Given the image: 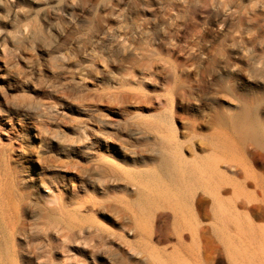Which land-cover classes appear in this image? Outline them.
<instances>
[{
    "label": "rangeland",
    "instance_id": "rangeland-1",
    "mask_svg": "<svg viewBox=\"0 0 264 264\" xmlns=\"http://www.w3.org/2000/svg\"><path fill=\"white\" fill-rule=\"evenodd\" d=\"M4 3L0 13L6 15L7 7L11 13L8 20L6 16L0 19V45H5L0 50L8 49L13 58L17 56L18 65L5 70L3 84L1 80L0 83L7 86L14 101L35 95L42 99L45 107L38 112L48 125L38 124V119H26L23 112H14L22 123L13 124L0 112V160L7 175L0 176V189L8 187L16 191L11 200L13 209L0 207V219L4 210L2 216L16 215V221L19 220L16 226H23L13 236L0 231V254H4V259L14 256L16 259L19 255L25 261L23 264H48L51 257L54 264H67L68 259L74 258L76 264H84L82 259L93 246L98 257L96 263L103 264L108 257L109 242L113 238L117 240L116 235L121 233L134 246L135 251L129 253L139 258L140 264H155L143 249L137 230L122 231L113 223L118 220L119 212L123 213L124 223L133 228L128 217L134 210L128 195L135 189L133 173L115 171L105 178L106 190L101 189L104 184L98 177L101 161L76 138L95 134L97 120L126 122L131 125L128 132L136 133L132 138L125 135L121 142L115 140L114 146L124 147L129 158L138 159L134 165L128 162L124 167L128 171L136 167L157 174L153 163L156 159L146 160L148 164H144L143 157L137 154L150 153L147 148L151 145L145 147L143 143L145 139L151 143L152 133L138 138L142 125L138 128L136 122L152 116L162 118L169 109L177 111V87L183 82L187 99L180 102L181 108L174 118L183 155L190 159L189 149L193 147L199 158L214 164L218 171L227 166L235 170L239 181L246 179L254 184L257 178L264 180V0H206L205 4L201 0H4ZM13 35L23 37V41L17 45L8 38L2 40ZM6 58L0 51V65ZM179 62L185 63L188 77L180 76ZM213 69L217 70L215 74L207 76ZM202 70L206 71L203 82L200 81ZM130 71L133 73L127 75ZM36 82L41 84L43 92L34 93ZM115 92L127 97L124 100L111 96ZM136 99L141 100L140 106ZM243 111L250 129L239 136L232 131L229 120ZM214 115L218 120H212ZM19 126L22 131H16ZM211 150L215 153L208 159ZM252 156L259 161L251 159ZM243 167L249 170L245 172ZM14 171L17 179L13 182ZM141 179L146 185L147 178L141 176ZM116 182L125 184L126 188H115ZM259 186L256 184L244 192L243 199L249 201L245 208L237 206L240 243L238 247L234 244L227 254L224 233L215 230L220 224L216 212L208 208V219H203L205 235L210 240L204 253L205 264H264V219L257 218L256 210L248 215L251 223L244 215L248 208L264 207V190ZM109 187L112 189L107 190ZM51 191L70 202V209L79 210L78 220L74 222L82 226L84 234L79 236L87 238L86 244L79 238L59 241L52 236L50 252L37 249L46 242L39 217ZM91 195L94 201L90 203ZM157 212L152 234L156 248L166 252L177 248L179 233L184 243L190 244L188 232H180L176 226L177 232L168 228L172 236L166 241L165 227L159 230L163 211ZM2 225L1 219L0 230ZM73 230L78 234V228ZM211 243L218 245L219 250L210 248ZM4 259L2 263L7 264L8 260Z\"/></svg>",
    "mask_w": 264,
    "mask_h": 264
},
{
    "label": "bare ground",
    "instance_id": "bare-ground-1",
    "mask_svg": "<svg viewBox=\"0 0 264 264\" xmlns=\"http://www.w3.org/2000/svg\"><path fill=\"white\" fill-rule=\"evenodd\" d=\"M201 1H203L204 4L206 2V0H201ZM4 5H5L4 0H0V6L4 7ZM4 12L6 13V15L0 13V19L3 20L4 17L6 16V20H8V16L11 13L10 8L8 7L5 8ZM13 13H16V12H13ZM0 33H1V29H0ZM5 38H8L9 42L11 41L12 43L17 44V45L21 41H23V37L19 35L5 36L2 38V40L4 41ZM0 46L3 47L5 45L3 43V45H0ZM0 51L2 55L4 54L7 57L4 61L1 62V65H0V80L2 83L4 81L3 72L5 70H9V68L11 67H15L16 65H18V62L15 61L17 56H14L13 58V54L10 53L8 49H1ZM227 60L228 58L226 57L225 62H227ZM184 67H186L185 63L181 64L179 62L177 64V68H178V71L180 72V76L183 74H186L185 72H187V70ZM215 71L217 70L213 69L210 73L206 75L210 76L212 75L211 73H214ZM130 73L131 71L127 75H130ZM205 73L206 71L204 70L200 72V77H201L200 81L202 82L204 81ZM196 81H197V78H196ZM2 84L0 85V112L4 114L3 116L6 119H8L13 124L20 123L21 125L22 121L16 118V116L14 115V112H23V115L26 117V119L28 120L38 119V122H39L38 124H41L45 127L48 126L47 124L46 125L44 124L43 119L40 118V115H39L40 112H38L40 109L45 107V103L44 101H42V99H39L37 95H35L32 97L24 96L25 98H23L22 101L20 100L14 101L10 98L12 94H10L9 89L6 88L7 86L5 87ZM37 84L35 88L33 86V89L35 90L34 91L35 94L39 92H43V88L41 87V84H38V85ZM111 94H110L111 96H114V97L119 96L120 98H123V99L127 97L123 95L122 93L120 94L117 92L111 93ZM187 94H188V91H187L185 83L183 82L182 85H179L177 87L176 95L179 99V103L177 104V111L174 112L172 111V109L171 110L169 109L168 115H165L164 117L161 115L162 118L161 117L154 118L155 120L160 119V122H158L157 120L156 122L153 119V117L155 116L150 117V119L146 118V120L144 119V120H141L140 122L138 120V122H136V125L138 128L141 127L142 125V130H140L141 132H139L140 137L138 138L148 137L149 136L148 134L152 133L151 141H150L151 143L148 142V139H145L146 143H143L145 147H147L148 145L152 146V147L149 146L150 148H147L148 150H150V153L144 154V152L142 151L140 153L137 152V154L138 156L143 157L144 161L142 162L144 164H148L146 163L147 162L146 160L151 161V160L156 159L155 162H153L155 164L154 167L160 174L158 173L154 174V172H150V171H141V170H138L136 167H134L132 171H128L124 167L128 164V162H131V164L134 165L136 163V160L138 159V158L135 159L134 157L129 158L127 156L128 154H126L124 151V147L120 146V148H117L114 146L116 145L115 140L116 142L117 141L121 142L122 139L124 140V138H126L125 135L128 136L129 138H132V136L136 133V132L135 133L128 132L130 129L129 126L131 125H128L126 122L112 121V120H109L106 122L102 120H97L98 123H95L97 124L95 127L96 128L95 134H93L92 136L89 135L90 137L86 135V138H82L81 136H78L76 138L77 141L82 142L84 149H87L95 153L97 156V159L101 161V164L99 167L100 170L98 171V177L101 180L100 183L101 184L104 183L101 186V189H105L107 187V185L105 184L107 180L105 178L110 176L111 173L115 171L116 173H122V174L133 173V176L135 177L134 179L135 189L131 190L128 194L130 196L129 199H131V203L134 208V210L130 212V215H128L129 219L131 220V224L133 228H131L129 224L124 223L123 213H119V212L116 213L117 211L115 213L118 215L117 217L118 220L113 223L117 224L122 231H125V230H128V231L135 230L136 231L137 230V233L139 232V237L141 239V242L143 243V249L151 257L152 261L155 264H205L206 263L204 253L208 249L207 240L208 241L210 240L209 238L207 239L205 235L207 230H205L206 228L203 227L204 226L203 219L204 218L208 219V208L209 207L211 208V211L216 212L215 213L216 217L220 222L219 227L216 228L215 230L219 233H222V232L224 233L225 253L227 254L232 246H233L232 247L233 249L234 244H236L238 247L240 243V239H239L240 237H238L237 232H239L240 225L238 221L239 218L237 216H240V213L237 210V206H240L241 208H245L246 207L245 203L249 204L248 200L245 201L243 199L245 198L243 197V195H245L244 192H246L249 189V187L259 184L264 190V180L262 178L255 179L254 184H250V182H247L246 179L239 181L235 178V176L237 175L235 170H233L232 168H228L227 166L225 170L218 171L217 167L216 168L213 167L214 164H211V163L209 164L208 162L203 161L202 158H199L198 152L193 147L189 149L190 154H191L190 159H187V157L183 155L181 143H179L177 140V128L174 125V118L178 116V109L181 108L180 102H183L185 101V99H187L186 97ZM171 103H172V100H171ZM136 104L140 106L141 100L136 99ZM151 118L154 120V122ZM149 120H151L152 122H150ZM212 120L213 121L218 120V116L214 115ZM94 121L95 120H93L91 123H94ZM83 125L88 127V125L85 123ZM229 125L232 131L234 132V134L236 133L239 136L242 133H245V134L249 133L250 124L247 121V115L245 111L237 115H233L229 120ZM198 127L204 128L205 125H199ZM21 129L23 128L19 126L16 128V131H20ZM82 129L83 131H85L83 126H82ZM87 138H90V139L88 143H87V140L85 143V139ZM153 147H156V148L158 147V149L156 150ZM151 153L153 154L156 153L157 156L155 157ZM214 153H215L214 150H211V152L206 157H208L209 159V157L210 158L211 156L213 157ZM252 158L256 162L259 161L258 159L255 158V156H252L251 159ZM248 165H250L249 161H248ZM0 166H2L0 167V176L6 175V171H4L3 169L4 165H3L2 160H0ZM5 169L7 170V168ZM242 169L245 170V172H246V169L249 170L248 167H243ZM215 172L219 174V178L216 176ZM141 176L147 178V180L145 181L146 185L143 183ZM16 179H17V176L14 171L13 177H12L13 182ZM6 180H8V178H6ZM3 182L4 181H2V183ZM230 184L232 185L230 188L231 190L228 188H225V186L230 185ZM108 186H111V184ZM207 186H209L211 191H208L209 188H207ZM116 187L122 188V189L126 188L125 184L123 185L120 182H118L115 185V188ZM3 188L0 189V204H1L0 207L3 206V209H4V207L6 206L11 207V203H12L11 200H12L13 194H16V191L13 189L10 190L8 187L7 188L5 187L4 189ZM115 188H113V190ZM47 189L52 190L49 187H47ZM109 189H112V187L111 188L109 187L107 190ZM115 190L117 191V189ZM51 193H52L51 195L47 194L42 204V208H43L42 214L39 217L40 231H41L43 238L46 240V242L39 244V246H37L38 247L37 249L41 250V252L43 251L46 252V254L50 252L52 249V243H51L52 236H54L56 240H59V241L63 238H65V240L69 238H79V240H81V242L83 241L84 243L87 240V238L79 236L80 234H84V230H82V226L78 225L77 222H74L76 219L78 220V218H76V214L79 212V210L77 208L70 209L69 208L70 202L64 201L60 193H55L53 191H51ZM122 195L124 196V194ZM123 196H122L123 201H125ZM92 199L94 201L93 196L90 198V203ZM121 201L122 199L119 200L120 203ZM91 205L93 206L94 204H91ZM159 210L163 211L161 215L162 217H164L163 225L159 227V230L161 231L162 228L165 227V230L167 231V233L165 232L166 234L164 238L166 239V241L169 240L172 236L171 233H168V228H171V230L175 231L176 230L175 226H176L179 228L180 232L182 231H185L186 233L188 232L187 236L190 239V242H189L190 244L184 243V238L181 235V233L179 234L177 233L179 245L177 246V248L173 247L172 250L169 252H166L165 250H160L159 248H156L152 244V234L154 232L153 230L154 220L155 218H157L158 216L157 211ZM254 210H256L257 218L261 220L264 219V207L258 210L256 209V207H254L253 209L248 208L244 215L245 217H247L248 219L247 221H249V223H251V219L248 215L250 214V212L252 211L254 212ZM3 212L5 211L4 210L2 211V215H3ZM13 214L15 213L13 212ZM2 215H1L2 217L1 219L3 221V225H2L3 227L1 228L2 230L0 231L6 232V233L8 232L13 236L15 232L20 231V229L23 228V226H18V227L16 226V223L19 222V220L16 221L17 219L16 215L8 214L7 217H4ZM20 224L24 225V223H20ZM75 228H78V234L77 232L73 230ZM87 232L89 233V230ZM217 237L219 238V235ZM263 237H264V232H263ZM115 238L118 241L113 238L114 240L111 239V242H109L110 245L107 247V252H106L108 257H107V260L103 262V264H127L128 262H131L132 260L138 261L137 263H134V264H140L141 260L135 256H132V254L129 253L130 251L131 252L135 251L134 246L132 244H129L128 241L125 240V237L121 233L116 235ZM114 241L115 242L117 241L118 243H115ZM10 242L8 243L10 244ZM141 246L142 244L140 245V247ZM90 247L91 249L87 250V253H88L87 257H84V259H82V262H84V264H90L89 261H91V264H97L96 263V260L98 258L97 252L92 250L93 246H90ZM125 247L128 248L129 251H127ZM209 247L212 249H215L214 251L219 250L218 245L212 244ZM241 251H243V249ZM140 253L141 252H136L137 255ZM126 255H128V258L126 257ZM3 256L4 254H0V258H3ZM16 256L19 259L18 260L16 258L18 261L14 258L15 256L13 257L14 259L7 258V257L3 259L8 260L7 264H23V262H25V261H22L23 260L22 256L21 257L19 255H16ZM82 256H84V254ZM99 257H102V256H99ZM88 258H90L91 260L88 261ZM3 259L0 260V264H3L2 263ZM127 259H129L128 262H126ZM76 262L78 261L75 260L74 258H71V259H68L67 264H76ZM54 263H55L54 259L49 257L48 264H54Z\"/></svg>",
    "mask_w": 264,
    "mask_h": 264
}]
</instances>
